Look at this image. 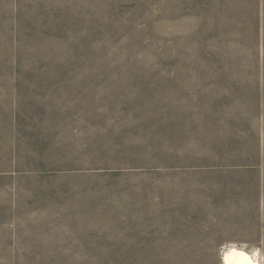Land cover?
Returning <instances> with one entry per match:
<instances>
[{
    "label": "rangeland",
    "instance_id": "rangeland-1",
    "mask_svg": "<svg viewBox=\"0 0 264 264\" xmlns=\"http://www.w3.org/2000/svg\"><path fill=\"white\" fill-rule=\"evenodd\" d=\"M264 255V0H0V264Z\"/></svg>",
    "mask_w": 264,
    "mask_h": 264
},
{
    "label": "clouds",
    "instance_id": "clouds-1",
    "mask_svg": "<svg viewBox=\"0 0 264 264\" xmlns=\"http://www.w3.org/2000/svg\"><path fill=\"white\" fill-rule=\"evenodd\" d=\"M224 264H264V255L259 251H254L251 256L243 251H237L233 247L224 257Z\"/></svg>",
    "mask_w": 264,
    "mask_h": 264
},
{
    "label": "bare ground",
    "instance_id": "bare-ground-1",
    "mask_svg": "<svg viewBox=\"0 0 264 264\" xmlns=\"http://www.w3.org/2000/svg\"><path fill=\"white\" fill-rule=\"evenodd\" d=\"M234 247V246H233ZM233 247H230V248H228V250L225 252V254L228 252V251H230ZM235 249L237 250V251H243V252H245V254H247V255H249V256H251L252 254H250V253H248V252H246V251H244V250H242V249H239V248H237V247H235ZM224 254V255H225ZM261 255H263L262 253H261Z\"/></svg>",
    "mask_w": 264,
    "mask_h": 264
}]
</instances>
